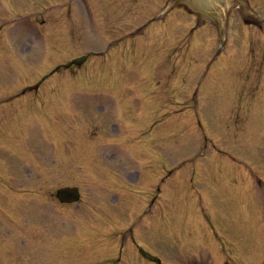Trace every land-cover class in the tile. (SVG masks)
<instances>
[{
  "label": "rangeland",
  "instance_id": "rangeland-1",
  "mask_svg": "<svg viewBox=\"0 0 264 264\" xmlns=\"http://www.w3.org/2000/svg\"><path fill=\"white\" fill-rule=\"evenodd\" d=\"M177 1L0 0V264H264V0Z\"/></svg>",
  "mask_w": 264,
  "mask_h": 264
},
{
  "label": "water",
  "instance_id": "water-1",
  "mask_svg": "<svg viewBox=\"0 0 264 264\" xmlns=\"http://www.w3.org/2000/svg\"><path fill=\"white\" fill-rule=\"evenodd\" d=\"M57 196L61 201H75L78 199V193L75 188L72 189H61L57 192Z\"/></svg>",
  "mask_w": 264,
  "mask_h": 264
},
{
  "label": "bare ground",
  "instance_id": "bare-ground-1",
  "mask_svg": "<svg viewBox=\"0 0 264 264\" xmlns=\"http://www.w3.org/2000/svg\"><path fill=\"white\" fill-rule=\"evenodd\" d=\"M203 3H212V2H217V0H201Z\"/></svg>",
  "mask_w": 264,
  "mask_h": 264
}]
</instances>
